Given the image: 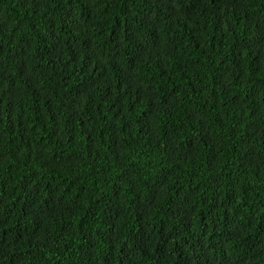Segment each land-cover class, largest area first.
<instances>
[{
    "label": "trees",
    "instance_id": "trees-1",
    "mask_svg": "<svg viewBox=\"0 0 264 264\" xmlns=\"http://www.w3.org/2000/svg\"><path fill=\"white\" fill-rule=\"evenodd\" d=\"M0 264H264V0H0Z\"/></svg>",
    "mask_w": 264,
    "mask_h": 264
}]
</instances>
